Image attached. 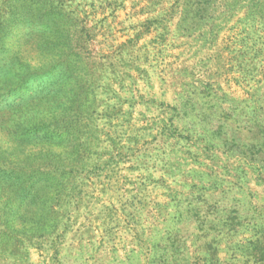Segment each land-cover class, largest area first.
Masks as SVG:
<instances>
[{"label": "rangeland", "instance_id": "1", "mask_svg": "<svg viewBox=\"0 0 264 264\" xmlns=\"http://www.w3.org/2000/svg\"><path fill=\"white\" fill-rule=\"evenodd\" d=\"M0 264H264V0H0Z\"/></svg>", "mask_w": 264, "mask_h": 264}]
</instances>
